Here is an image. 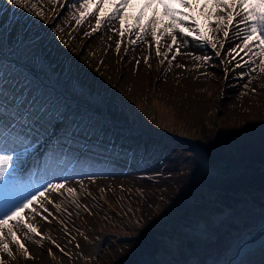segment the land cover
<instances>
[{"label": "rangeland", "instance_id": "obj_1", "mask_svg": "<svg viewBox=\"0 0 264 264\" xmlns=\"http://www.w3.org/2000/svg\"><path fill=\"white\" fill-rule=\"evenodd\" d=\"M31 3L29 12L0 0V96L35 111L24 120L3 104L0 134L29 148L18 189L67 183L46 193L47 221L26 213L41 235L9 222L28 253L5 231L12 255L0 253L3 264H264V72L259 60L243 66L247 49L234 30L227 40L219 34L215 50L191 38L185 45L177 33L179 52H169L162 37L157 55L151 35L132 43L136 33L121 37L119 21L93 32L95 18L81 19L76 0ZM143 3L132 0L129 24ZM43 107L83 111L104 132L122 128L132 162L102 174L70 171L61 149L47 156L63 116L46 126ZM48 163H60L53 176Z\"/></svg>", "mask_w": 264, "mask_h": 264}, {"label": "snow or ice", "instance_id": "obj_2", "mask_svg": "<svg viewBox=\"0 0 264 264\" xmlns=\"http://www.w3.org/2000/svg\"><path fill=\"white\" fill-rule=\"evenodd\" d=\"M10 3L29 12L37 7L36 3L30 4V0H10ZM50 3L56 4L59 0H50ZM131 3L132 0H76L72 8L79 13L81 19L88 16L95 18L93 32L112 21H119L118 31L121 37L126 32L130 35L136 33V39L131 41L132 43L147 42V36L151 35L156 43L157 55L161 52L162 37L171 40L168 45L169 52L173 50V45H176L178 53L179 40H183L187 45V38L198 43L203 42L205 46L215 50L220 39L219 34L227 40L230 39V30H234L233 35L237 39H242L243 49H247L245 55L248 56V60L243 66L249 67L259 60V70L264 72V0H144L134 21L129 24L131 18L127 15V9ZM150 8L152 14L145 22V12ZM157 9L163 11L159 12ZM34 14L36 17H42L43 11L37 10ZM202 18L204 22H201ZM79 22L80 20H77V23ZM177 33H179V40ZM116 47L119 51L120 45L117 44ZM220 47L223 48L224 45L221 44ZM240 47V44H236L229 53H235ZM214 54L218 56L220 52L216 51ZM202 59L208 61L211 57L204 56ZM240 66V62L237 61V67ZM252 70L255 71L254 68ZM0 108L3 109L0 113V128H2L4 126L3 103H0ZM38 119L39 117L37 122ZM28 152L29 148L25 146L23 139L11 136L9 139H4L0 134V185H3L7 192L5 197L0 198V253H7L9 256L12 252L7 243L5 231L7 236H10L26 254L28 253V249L20 242L13 225L9 222H14L17 229L27 228L28 231L23 233L25 236L28 232L41 235L39 228L29 222L26 213L31 214L33 221L36 215H41L47 221L48 216L43 215L48 211L44 205V201L48 199L46 193L60 192L67 183V178H64L59 183H45L39 189H18L16 187L18 173L23 170L24 158ZM74 192L75 189H68L70 195ZM75 203L77 207L81 206L79 202ZM84 207L87 208L86 205ZM41 209L43 212L40 211ZM52 243L60 248L55 240H52ZM60 250L63 252V249ZM28 258L32 259L31 256ZM0 264H3L2 257H0Z\"/></svg>", "mask_w": 264, "mask_h": 264}, {"label": "trees", "instance_id": "obj_3", "mask_svg": "<svg viewBox=\"0 0 264 264\" xmlns=\"http://www.w3.org/2000/svg\"><path fill=\"white\" fill-rule=\"evenodd\" d=\"M7 97L9 99L3 95L0 96V102L5 104L6 108L10 106L12 108L10 110L11 113L15 114L20 110L22 115L20 118L24 120L28 119L27 116L35 114L34 109H22L21 106H16V102H13L10 96ZM56 106H59V104L57 103ZM49 107L48 109L42 108V116L47 120L43 123L48 126L50 120L52 121V117L59 115V117L63 116V124L50 134L49 142L47 143L50 145L48 150L61 149L64 154L69 156L73 160L72 172L78 174H102L132 162L131 154H126V147L129 142L126 141V138L121 137L122 128L115 125L113 127L114 130L111 128L112 131L104 132L99 130V126L92 127L91 124L94 120L83 117V111H77L76 113L73 110L66 114L61 111V108ZM74 113L75 116L73 115ZM124 124L127 125V123ZM151 139L157 138L151 137ZM152 146L155 145L152 144L147 149L148 153L154 151Z\"/></svg>", "mask_w": 264, "mask_h": 264}, {"label": "bare ground", "instance_id": "obj_4", "mask_svg": "<svg viewBox=\"0 0 264 264\" xmlns=\"http://www.w3.org/2000/svg\"><path fill=\"white\" fill-rule=\"evenodd\" d=\"M202 22V21H201Z\"/></svg>", "mask_w": 264, "mask_h": 264}]
</instances>
